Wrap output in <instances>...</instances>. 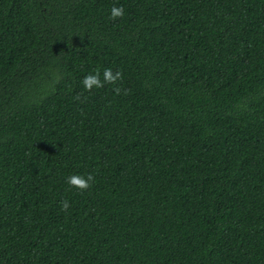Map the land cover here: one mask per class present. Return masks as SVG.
<instances>
[{
	"label": "trees",
	"instance_id": "1",
	"mask_svg": "<svg viewBox=\"0 0 264 264\" xmlns=\"http://www.w3.org/2000/svg\"><path fill=\"white\" fill-rule=\"evenodd\" d=\"M0 264H264V0H0Z\"/></svg>",
	"mask_w": 264,
	"mask_h": 264
},
{
	"label": "clouds",
	"instance_id": "2",
	"mask_svg": "<svg viewBox=\"0 0 264 264\" xmlns=\"http://www.w3.org/2000/svg\"><path fill=\"white\" fill-rule=\"evenodd\" d=\"M124 15V8L112 7L110 12V18L121 17ZM121 77V73L116 71L113 73L112 69L105 68L103 71V79L101 80L98 71L94 70L93 73L87 74L82 80V85L85 90L92 88H100L104 83H115ZM115 92L119 93V88L114 89ZM92 179L91 176L71 175L66 179V183L78 190H84L89 187V181ZM69 207L68 201L64 200L61 203V209H67Z\"/></svg>",
	"mask_w": 264,
	"mask_h": 264
}]
</instances>
